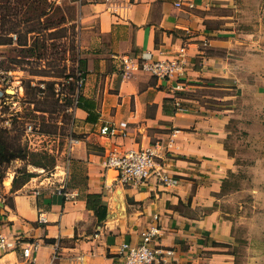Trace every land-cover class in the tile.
I'll return each mask as SVG.
<instances>
[{
	"label": "crops",
	"instance_id": "0c3cea01",
	"mask_svg": "<svg viewBox=\"0 0 264 264\" xmlns=\"http://www.w3.org/2000/svg\"><path fill=\"white\" fill-rule=\"evenodd\" d=\"M234 1L86 4L85 20L95 28L81 42L78 70L83 82L74 94L91 100L98 115L94 122L86 121L88 112L73 105L81 135L71 151L84 164V184L69 186L73 197L68 199L45 188L20 190L10 204L0 199V229L25 233L39 243L31 264L48 262L53 255L56 264H67L76 255L84 264H118L120 243H137L140 231L152 223L160 228V251L151 264H236L228 250L232 222L214 205L232 164L223 142L224 119L184 103L193 99L181 91L204 77L224 74L225 66L264 63V10L258 22L242 24ZM256 3L249 1L253 15ZM180 54L186 61L182 76L160 77L137 67L144 55L154 60ZM120 122L127 123L124 134L100 132L104 123ZM174 129L178 149L168 154V161L177 185H159L152 178L121 185L112 171L105 172L103 160L109 153L165 141ZM86 193L101 194L106 214L99 222L86 204ZM262 258L259 264H264ZM0 264L26 263L17 249L0 253Z\"/></svg>",
	"mask_w": 264,
	"mask_h": 264
},
{
	"label": "rangeland",
	"instance_id": "374dc122",
	"mask_svg": "<svg viewBox=\"0 0 264 264\" xmlns=\"http://www.w3.org/2000/svg\"><path fill=\"white\" fill-rule=\"evenodd\" d=\"M91 1L0 0V71L12 79L0 95V148L5 157L15 155L0 157V199L6 204L20 190L84 184V164L62 149L68 136L81 135L68 78L79 69L81 42L95 28L84 14ZM249 1H234L246 25L258 22L264 10V0H257L256 15L249 13ZM8 20L14 28L5 34ZM225 69L181 91L193 99L184 103L224 119L223 142L232 164L214 205L232 222L228 250L236 264H259L264 256V63L246 61Z\"/></svg>",
	"mask_w": 264,
	"mask_h": 264
},
{
	"label": "built area",
	"instance_id": "2783aa9c",
	"mask_svg": "<svg viewBox=\"0 0 264 264\" xmlns=\"http://www.w3.org/2000/svg\"><path fill=\"white\" fill-rule=\"evenodd\" d=\"M149 55L141 57L137 63V67L150 71L160 77H178L182 76L185 67L184 55L180 54L173 59H149ZM0 71V95L6 89L4 85L11 82ZM74 91L76 92L83 82V77L79 70H76L74 76H69ZM74 92V93H75ZM73 103L76 102V95L73 94ZM127 127L126 122H120L118 126L115 124L104 123L100 127V132L106 135H122ZM27 130L31 131V125ZM178 129H174L172 134L165 140H157L146 146H140L133 149H127L123 152L109 153L103 160L105 172L112 171L113 180L121 185H139L145 183L152 178L156 184L164 186H175L178 178L171 172L168 154L178 149L175 143V135ZM79 141L76 136H68L63 152L70 154L73 146ZM64 198L73 197V192L62 188L57 189ZM41 221H45L43 215H39ZM38 241L30 239L28 235L22 232H5L0 229V253L20 250V253L26 264L34 261V254L38 248ZM160 251V228L157 224H150L140 231V240L137 243L129 241L121 242L118 248L119 263L118 264H151L156 253ZM41 264H56L53 259ZM67 264H84L80 255L73 256Z\"/></svg>",
	"mask_w": 264,
	"mask_h": 264
},
{
	"label": "trees",
	"instance_id": "16d2710c",
	"mask_svg": "<svg viewBox=\"0 0 264 264\" xmlns=\"http://www.w3.org/2000/svg\"><path fill=\"white\" fill-rule=\"evenodd\" d=\"M8 22H9L8 25L2 28L5 34H9V32L14 28L13 27L14 23L11 24L12 21L10 20H8ZM73 105L84 108L88 112V115L85 119L86 121H89V122L95 121L98 113L94 109V104L91 102V100H88L84 96L78 94L76 96V102ZM1 152H5L3 148H0V157H2V160L3 159L9 160L15 156L12 153H10L8 156L5 157V154H1ZM100 197H101L100 193H86L85 194L86 204L89 208L94 210V213L96 215L98 222L104 219L105 214H106V206L101 204Z\"/></svg>",
	"mask_w": 264,
	"mask_h": 264
},
{
	"label": "bare ground",
	"instance_id": "6f19581e",
	"mask_svg": "<svg viewBox=\"0 0 264 264\" xmlns=\"http://www.w3.org/2000/svg\"><path fill=\"white\" fill-rule=\"evenodd\" d=\"M10 91H11V90H10ZM7 179H9V178H7ZM5 183H6V184H8V183H9V181H8V180H6V181H5Z\"/></svg>",
	"mask_w": 264,
	"mask_h": 264
}]
</instances>
